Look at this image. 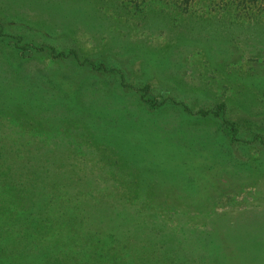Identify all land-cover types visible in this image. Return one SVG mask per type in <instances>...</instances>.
I'll use <instances>...</instances> for the list:
<instances>
[{
	"label": "rangeland",
	"instance_id": "1",
	"mask_svg": "<svg viewBox=\"0 0 264 264\" xmlns=\"http://www.w3.org/2000/svg\"><path fill=\"white\" fill-rule=\"evenodd\" d=\"M0 186V264H264V0H0Z\"/></svg>",
	"mask_w": 264,
	"mask_h": 264
},
{
	"label": "trees",
	"instance_id": "2",
	"mask_svg": "<svg viewBox=\"0 0 264 264\" xmlns=\"http://www.w3.org/2000/svg\"><path fill=\"white\" fill-rule=\"evenodd\" d=\"M41 51H44L46 50L45 47H41L40 48ZM49 53L55 57V58H59V57H74L76 58V60L81 63V65H85V64H89L91 66H93V68H96V65H94V63L92 61H90L89 59H85V60H82L78 54V52L76 50H70L68 53H64V52H58L56 48L54 47H50L49 49ZM125 79L122 78V81H124ZM150 89V85H147L144 89L145 93H144V101L149 104L150 106L152 107H157L160 105L159 101H156L155 99H151L150 97H148V91ZM226 108V105L225 104H221L217 107V109L215 111H206V110H200L198 112V114L201 116V117H209L210 115H212L213 117L215 118H218V117H221L222 116V113H223V110ZM188 114H192V111L188 108V107H185L184 109ZM232 127V132L234 135H237V130L235 128V125L233 123H229ZM5 187L3 186H0V189H3ZM5 191H12V189L10 187H7V189H5ZM6 209V207H5ZM8 210V207L7 209ZM78 249V248H77ZM77 252V250H76ZM9 256V255H8ZM23 256V255H22ZM9 258H15V256H9ZM166 262V261H165ZM156 264H159L156 263Z\"/></svg>",
	"mask_w": 264,
	"mask_h": 264
}]
</instances>
